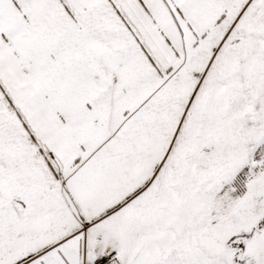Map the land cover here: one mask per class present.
<instances>
[{
    "label": "snow or ice",
    "instance_id": "6c2138e0",
    "mask_svg": "<svg viewBox=\"0 0 264 264\" xmlns=\"http://www.w3.org/2000/svg\"><path fill=\"white\" fill-rule=\"evenodd\" d=\"M0 264H264V0H0Z\"/></svg>",
    "mask_w": 264,
    "mask_h": 264
}]
</instances>
